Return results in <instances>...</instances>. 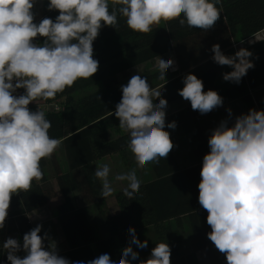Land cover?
Wrapping results in <instances>:
<instances>
[{
	"label": "clouds",
	"instance_id": "obj_1",
	"mask_svg": "<svg viewBox=\"0 0 264 264\" xmlns=\"http://www.w3.org/2000/svg\"><path fill=\"white\" fill-rule=\"evenodd\" d=\"M36 2L0 0V230L5 227L11 197L29 191L33 180L42 179L41 160L50 158L61 145V140L49 135L52 124L45 112L39 107L32 111L29 105L37 99H55L78 79L97 73L93 44L103 27L116 28L119 14L139 33L152 32L153 25L162 20L176 19L181 26L207 32L222 11L221 0H111V11L109 0H49L48 10H57L59 15L36 23ZM37 38L43 42L37 43ZM211 52L216 64L233 69L223 74L225 81L239 84L255 67L249 59L253 53L246 48L228 56L214 44ZM173 65V59L158 56L159 79H166ZM183 85L178 94L190 102L192 110L203 115L223 105L218 92H205L196 75H186ZM18 89L24 93L16 95ZM121 91L114 115L129 135L128 148L138 167L144 168L157 157L167 158L175 145L165 129H175L176 123L166 125L167 101L161 98L162 92L152 89L140 74L133 75ZM228 113L231 116V109ZM208 146L198 184V201L208 213L211 228L207 237L225 254L227 264H264V110L251 109L236 117L232 126L222 121L209 136ZM110 172L107 164L95 170L103 198L114 192ZM115 180L128 182L124 195L129 199L139 192L136 169L117 174ZM41 229L38 224L25 233L22 245L12 237L3 242L8 264H73L58 254L56 245L45 246L48 236H41ZM21 250L23 257L17 255ZM138 255L131 247L125 248L118 264H132ZM170 257V246L161 242L141 264H171ZM87 264L117 262L101 254Z\"/></svg>",
	"mask_w": 264,
	"mask_h": 264
},
{
	"label": "trees",
	"instance_id": "obj_2",
	"mask_svg": "<svg viewBox=\"0 0 264 264\" xmlns=\"http://www.w3.org/2000/svg\"><path fill=\"white\" fill-rule=\"evenodd\" d=\"M48 2L42 3L36 23L45 17L55 20L59 15L57 10H48ZM221 4L220 20L207 32L186 24L181 26L176 19L153 26L150 33H139L131 30L126 18L118 14L116 28L103 27L94 41V58L99 61L97 73L88 79H78L55 99H37L29 105L30 110L36 111L40 102L57 101L58 110H40L51 121L49 135L61 140L64 166L55 152L50 158H43L40 162L42 179L33 180L29 191L11 197L5 227L0 230V264H8L3 242L15 236L22 245L23 235L41 225L31 222L28 214L44 206L57 191L61 202L55 208V216L64 239V247L58 254L73 264L77 261L87 264L101 254H109L118 264L122 250L128 247L139 254L132 264H141L150 258L152 251L143 235V229L148 226L154 230L158 243L170 246L171 264H198L193 252L184 255L179 249V228L185 225L190 230L193 251L204 249L210 264H227L225 254L207 237L211 231L206 221L208 213L198 201L203 157L210 148L199 120L200 113L192 110L189 101L185 100L180 108L166 114V125L174 121L181 129L192 164L180 167L173 151L167 158L150 161L151 177L139 178L141 186L133 199L124 195L125 188L116 192L119 212L115 215L109 213L105 198L101 197L102 185L93 167L95 160L123 152L128 147L126 132L109 137V130L119 124L114 112L122 98L121 86L128 83H121L118 75L158 56L173 54L175 69L168 70L164 80L159 79L158 69L142 77H147L152 89L160 86L161 98L167 103L182 98L178 92L184 86L183 79L194 74L202 79L205 92H218L223 104L238 99L244 105L245 114L251 109L259 110L252 90L264 84V39L240 47L235 45L264 30V0H221ZM109 7L111 11V0ZM36 42L42 43L43 38H37ZM214 44H219L228 56L241 48L253 53L249 59L255 67L248 70L239 84L223 80V74L233 69L212 60ZM96 83L100 86L93 87ZM155 103H159V99ZM123 156L126 158L125 154ZM124 161L130 165L128 159ZM74 191L80 192L85 204L95 207L103 235H98L93 228L86 208L72 202ZM40 235H45L43 227ZM45 246H48L47 239ZM17 255L23 257L25 253L21 250Z\"/></svg>",
	"mask_w": 264,
	"mask_h": 264
},
{
	"label": "rangeland",
	"instance_id": "obj_3",
	"mask_svg": "<svg viewBox=\"0 0 264 264\" xmlns=\"http://www.w3.org/2000/svg\"><path fill=\"white\" fill-rule=\"evenodd\" d=\"M41 8H42V3L37 1L34 5L33 8V12L35 13V19H38L40 17L41 14ZM164 21L162 20L160 22V24H162ZM156 26V25H153ZM264 38V32L259 33L258 35L250 38L249 40L247 39V41H245V44H251L252 42L262 39ZM242 43V45H243ZM238 45V46H237ZM235 45L236 47H240L242 46L240 43ZM161 58L168 60V59H173V54H165L163 56H160ZM157 61H158V57L155 58L154 60L148 61L146 63H143L139 66L133 67L131 69H128L122 73H120L118 75V79L121 83H127L130 78L135 75V74H140L145 75V74H149L150 72L157 70ZM175 61H174V65L172 68H170L169 70H173L175 69ZM97 87L100 86V83H96L93 85V87ZM157 91H161L162 89H160V86L155 88ZM252 94L254 99L257 102V108L259 110H264V86H259L256 89L252 90ZM61 100V99H60ZM185 103V100L183 98H180L178 100L172 101L170 103H167V108H166V114L180 108L183 104ZM228 109H231V116H229L228 113ZM245 114V110H244V105L238 100V99H233L227 103H225L224 105L220 106L219 108L213 110L210 113L207 114H201V116H199V120L201 122V125L205 131V133L208 135V133L210 132V130H212V127L217 128L220 123L222 121L227 120L228 121V126H232L235 122V118ZM213 131V130H212ZM212 131L210 133H212ZM122 133H125L122 129H120L119 124L116 127H113L109 130V137L113 138L117 135H120ZM174 142L177 143L178 146H180L182 148V150H189V148L186 149V141L185 139H183L181 137V135L178 134V136L174 139ZM189 152V151H188ZM55 154L57 156V158L59 159V162L63 165V160H62V150L61 147L57 148V150L55 151ZM127 158L129 159V163L130 166L134 167V162H131L130 157L127 156ZM125 158V159H127ZM112 161L114 162L113 166L115 171L117 172V174H123V173H127L130 171V166H128V164H123V159L122 158H117V154L112 155L111 157ZM98 160V159H97ZM96 161V160H95ZM97 163L94 162V167H96ZM127 168H126V167ZM149 166V162L144 166L145 168L148 169ZM125 167V168H124ZM119 172V173H118ZM148 172L142 174L145 175ZM115 178V175L112 173L109 175V179H113ZM38 181V180H36ZM52 183L54 184V187L56 188V185L54 183V181H52ZM57 190V189H56ZM71 198H72V202L77 204L79 201V194L76 196V193H72L71 194ZM61 202V196L59 194V192H56V196L54 198H52V200L48 203V205L45 208H40L37 210H34L30 213V220H32L33 222H39L43 229H45L49 235V238L52 240H58L62 238V235L60 233L59 230V226L57 225V221H56V216H55V208L56 206ZM49 214V216H45L46 214ZM90 215V214H89ZM143 235L145 237V239L149 242L151 249H153L156 244H158L156 235L154 234L153 230H149V231H145L143 232ZM13 238V237H12ZM17 239V237H15Z\"/></svg>",
	"mask_w": 264,
	"mask_h": 264
},
{
	"label": "crops",
	"instance_id": "obj_4",
	"mask_svg": "<svg viewBox=\"0 0 264 264\" xmlns=\"http://www.w3.org/2000/svg\"><path fill=\"white\" fill-rule=\"evenodd\" d=\"M262 32H264V30L260 31L259 33H262ZM259 33H257V34H255V35L251 36L250 38H252V37L258 35ZM250 38H248V40H249ZM262 39H264V38H262ZM259 40H261V39H259ZM259 40H256V41H254V42H252V43H255V42L259 41ZM245 41H247V39L242 40V41H240L239 43L242 45V43H243V42L245 43ZM239 43H238V44H239ZM244 43H243V44H244ZM260 86H264V84H262V85H260ZM258 87H259V86H258ZM256 88H257V87H256ZM256 88H254V89H256ZM254 89H253V90H254ZM154 90H156V89H154ZM252 95H253V94H252ZM253 100H254L255 104L257 105V102H256V100L254 99V97H253ZM223 105H224V104H223ZM218 108H219V107H218ZM216 109H217V108H216ZM199 116H201V114H200ZM214 129H215V128L212 127V130H214ZM212 130H210V132H211ZM166 131H169V132H170V138H171V140L173 141V143H174V145H175V147L173 148L172 151H173V153H174V155H175V157H176V161H177L178 165H179L180 167H184V166H187V165L192 164L193 159H192V156H191V154H190V151H189V150H186V152H185V150H182V148H181L180 146H178L177 143L174 142V139L178 136V134L181 135V137H182L183 139H185V138H184V135H183V133H182V131H181V129H180L178 126H176L175 129H170V128H169V129H167ZM204 132H205V131H204ZM210 132L208 133V135L205 133L207 140H208L209 136L211 135ZM185 145H186V149H187V148H188V145H187V144H185ZM188 151H189V152H188ZM122 153H123V154H122ZM114 154H117V158L120 157V158H122L123 160H125V157L123 156L124 154L126 155V158H127V156H129L131 162H134V167H132V166L129 165V166H130V171H131L132 169H136V174H137V177H138V178H141V179L144 178V179H146V178H150V177H151V173H152V172H151V164H150V162H149L148 169L145 168V167H144V168H139L138 165H137V163H136V161H135L134 155L132 154V152L130 151V149H129L128 147H127V149L124 150L123 152L112 153V154H110V155H106V156L101 157V158H99L98 160L94 161V162L97 163L96 167H94V162H93L94 170H96L97 167H100V166H102V165H104V164H107V165H109V167H110V169H111L110 174L113 173V174L116 176V175H117V172H116L115 169H114V166H113L114 162H113L112 159H111L112 155H114ZM127 159H128V158H127ZM128 160H129V159H128ZM123 164H125V161H123ZM125 167H126V166H125ZM125 167H124V168H125ZM126 168H127V167H126ZM146 172H148V173L142 176V174H144V173H146ZM118 173H119V172H118ZM119 174H120V173H119ZM109 180H110V179H109ZM110 181L112 182V186H113V188H114V192H113V194H112L111 196L105 198V203H106V207H107L109 213L112 214V215H115V214H117V213L119 212V208H118V205H117L116 200H115V194H116L117 191L126 188L128 182H127V181H116L115 178L111 179ZM100 183H101V181H100ZM101 185H102V183H101ZM72 193H76V196L79 194V201H78L77 204L74 203V205H76V206H83V207L86 208L87 213H88V217H89V219H90V222H91L93 228L95 229V231L97 232L98 235H103V230H102V228L100 227V225H99V223H98V220H97V218H96V210H95V207H94L93 205H90V204H85V202H84L83 199H82V196H81L80 192H78V191H74V192H72ZM72 193H71V194H72ZM51 200H52V199H51ZM51 200H49L44 206L39 207V208H37V209H40V208L43 209V208H45ZM37 209H35V210H37ZM33 211H34V210H33ZM31 212H32V211H31ZM31 212H30V213H31ZM30 213L28 214V218H29V220H30ZM49 214H50V213L46 214L45 216H49ZM89 214H90V215H89ZM30 221L33 222L32 220H30ZM34 222H35V221H34ZM38 223H39V222H38ZM57 225H58V224H57ZM151 229H152V227H150V226L145 227V228L143 229V232H144V230H145V231H149V230H151ZM43 230H44V233H47V231H46L45 229H43ZM59 230H60V228H59ZM152 230H153V229H152ZM153 232H154V230H153ZM179 232H180V238H179V240H180V242H179V249H180V251L182 252V254H184V255H189V254H191V253L193 252V255H194V257H195V259H196V261H197L198 264H210V263H209V260H208V258H207V255H206V253H205V251H204V249H199V250L193 251V248H192V241H191V234H190V230H189V228L185 225V227H184L183 229H180V228H179ZM60 233H61V231H60ZM154 234H155V233H154ZM61 235H62V233H61ZM47 236H48V239H47L48 245H49V244H50V245H56L57 250H60V249H62V248L64 247V239H63V236H62L61 239L58 238V240H52V239H50L48 233H47ZM10 237L15 238V236H10ZM15 239H16V238H15ZM148 243H149V242H148ZM150 247H151V246H150ZM151 250H152V249H151Z\"/></svg>",
	"mask_w": 264,
	"mask_h": 264
},
{
	"label": "built area",
	"instance_id": "obj_5",
	"mask_svg": "<svg viewBox=\"0 0 264 264\" xmlns=\"http://www.w3.org/2000/svg\"><path fill=\"white\" fill-rule=\"evenodd\" d=\"M37 1L43 3L46 0H37ZM23 93H24V89H18L15 94L21 95ZM36 107H39L42 110H58L59 109L57 101H51L47 103L40 102L36 105Z\"/></svg>",
	"mask_w": 264,
	"mask_h": 264
}]
</instances>
